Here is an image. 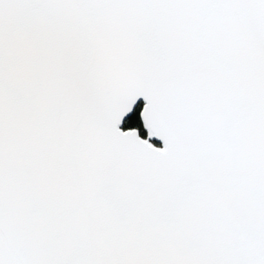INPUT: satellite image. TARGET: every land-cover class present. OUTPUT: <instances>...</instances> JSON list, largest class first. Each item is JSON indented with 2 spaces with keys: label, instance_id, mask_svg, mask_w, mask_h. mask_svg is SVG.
Segmentation results:
<instances>
[{
  "label": "water",
  "instance_id": "95a60500",
  "mask_svg": "<svg viewBox=\"0 0 264 264\" xmlns=\"http://www.w3.org/2000/svg\"><path fill=\"white\" fill-rule=\"evenodd\" d=\"M0 264H264V0H0Z\"/></svg>",
  "mask_w": 264,
  "mask_h": 264
},
{
  "label": "trees",
  "instance_id": "16d2710c",
  "mask_svg": "<svg viewBox=\"0 0 264 264\" xmlns=\"http://www.w3.org/2000/svg\"><path fill=\"white\" fill-rule=\"evenodd\" d=\"M141 104L139 103L137 106H135V109L131 116L127 117L123 128H132V129H138L141 136H146V131L143 129V125L141 122V118L139 117V111Z\"/></svg>",
  "mask_w": 264,
  "mask_h": 264
},
{
  "label": "flooded vegetation",
  "instance_id": "af4514ba",
  "mask_svg": "<svg viewBox=\"0 0 264 264\" xmlns=\"http://www.w3.org/2000/svg\"><path fill=\"white\" fill-rule=\"evenodd\" d=\"M141 109V108H140ZM139 113H140V111H139Z\"/></svg>",
  "mask_w": 264,
  "mask_h": 264
}]
</instances>
